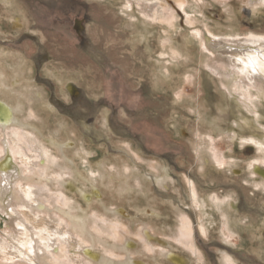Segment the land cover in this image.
<instances>
[{
    "label": "rangeland",
    "instance_id": "374dc122",
    "mask_svg": "<svg viewBox=\"0 0 264 264\" xmlns=\"http://www.w3.org/2000/svg\"><path fill=\"white\" fill-rule=\"evenodd\" d=\"M135 1L0 0V99L22 108L9 128L30 123L28 143L50 155L11 184L0 235L18 229L8 201L25 184L52 194L44 215L87 246L58 239L49 264H171L167 251L186 264H264V184L249 170L264 168V97L212 73L201 38L264 36V7L165 0L158 20ZM16 86L29 99L2 91ZM183 214L203 261L176 240ZM82 217L84 230L71 220ZM10 263L23 264L0 257Z\"/></svg>",
    "mask_w": 264,
    "mask_h": 264
},
{
    "label": "bare ground",
    "instance_id": "6f19581e",
    "mask_svg": "<svg viewBox=\"0 0 264 264\" xmlns=\"http://www.w3.org/2000/svg\"><path fill=\"white\" fill-rule=\"evenodd\" d=\"M245 1L250 8V13L253 15L258 12L259 8L264 7V0ZM135 3L144 18L149 17L150 19L154 18L159 20L167 18V15H169V7L165 5V0H136ZM201 38L203 49L210 53V59L206 66L212 73L218 76L232 78L235 85H239L247 91L252 87L264 97V36L253 34H250L247 37L211 36L206 38L207 41H205L203 36H201ZM15 88H17V86L13 87L11 90L2 89V91L4 94L5 92L10 91L17 94L18 91H16ZM17 89L24 92L22 93L23 95L20 94L21 91H19L18 94L22 95L23 100L29 99L28 97L30 96L29 93L31 92V89L21 86H18ZM241 95H238V99H241L242 103L244 102L245 97L243 94ZM19 102L22 103L20 100L18 103ZM20 110L22 111L20 106L16 105L15 107H12L4 99H0V210L2 209L1 201H3L7 193H9V188L11 190V184L17 182L16 180H28L29 178L26 174L29 171L42 169L39 162L47 165L50 161L49 153L41 146L37 147L38 145H30L28 143L29 139L24 135L26 132L22 128L23 126H29L35 129L34 126L30 123H20V128H9V126H11L10 123L12 124L13 120H15L13 115L14 111L20 112ZM33 139L35 140L36 137L33 136ZM234 139L235 135L230 133L224 137V141L229 144L232 143ZM51 143L57 144L61 147V144L57 139H51ZM14 154L18 159L19 167L12 162V159H15ZM217 159L219 158H216V160ZM261 167L262 166H259L258 163H253L249 170L251 175L258 178L263 185L264 168ZM12 189L14 190L15 188L12 187ZM13 190L10 201H7L11 205L12 213L16 214V218L10 220L15 221V227H18V229L11 227L13 228V231H10V234L7 233L6 237L0 235V252L4 258L14 259L17 263L23 264H49L50 261L47 259H52V255L48 250L53 248L59 249L58 239H61L62 241H70L80 249L87 248L84 242L78 238L77 234L75 235L71 229H65L62 227V222L58 219L52 217L48 218V216L44 215L43 211L47 210L45 202H51V204H54L53 202L55 201L53 195L48 193L47 190L38 189V187L25 184L18 185L16 191L14 190L13 192ZM94 192L99 193L97 190H94ZM84 195L86 199H90L91 197V194ZM207 201L209 202L212 200L210 199ZM204 204L207 206L204 199L199 200L198 205H201V208L204 207ZM54 206L57 207V205ZM68 217L70 218L71 216L69 215ZM177 217V223L179 224L175 233L176 240L182 242L185 248L189 249L194 255L196 262L199 261V259L203 261V254L197 249L195 243L192 241L191 222L184 214ZM225 219L226 217L224 220ZM71 220L75 222L76 227H82L84 230L85 221L83 217L76 219L71 218ZM176 225L177 224H175V227ZM8 226L10 225L8 224ZM145 233L147 234V238L151 236L148 231H145ZM127 245H129V243ZM87 250H89V248ZM89 253H91L90 250ZM166 255L171 264L187 263V259L184 256L173 251H167ZM222 264L237 263L231 259V257L224 254L222 255Z\"/></svg>",
    "mask_w": 264,
    "mask_h": 264
}]
</instances>
